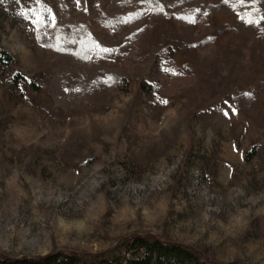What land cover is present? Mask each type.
<instances>
[{
  "label": "rangeland",
  "instance_id": "obj_1",
  "mask_svg": "<svg viewBox=\"0 0 264 264\" xmlns=\"http://www.w3.org/2000/svg\"><path fill=\"white\" fill-rule=\"evenodd\" d=\"M31 2L11 3L12 12L0 4V45L20 72L46 78ZM64 2L87 21L92 0ZM235 18H208L223 28L219 36L171 20L155 26L151 43L167 70L187 74L206 52L224 67L177 93H144L139 70H148L126 66L128 89L108 109L63 111L46 91L22 96L0 78V254H96L122 237L151 234L206 247L220 262L264 264V91L254 117L235 109L227 92L251 91L259 79L264 87V25L242 59ZM237 59L250 64L244 82L235 77L242 68L230 73ZM252 142L259 152L247 163Z\"/></svg>",
  "mask_w": 264,
  "mask_h": 264
},
{
  "label": "trees",
  "instance_id": "obj_2",
  "mask_svg": "<svg viewBox=\"0 0 264 264\" xmlns=\"http://www.w3.org/2000/svg\"><path fill=\"white\" fill-rule=\"evenodd\" d=\"M36 42L48 59L45 73L26 75L17 68L16 58L0 45V78L22 96L46 91L56 107L63 111L89 112L108 109L116 92L128 89L130 77L123 72L136 65L143 70L141 89L150 95L172 90L180 92L224 69L221 59L210 52L189 64L187 74L167 70L161 52L151 43L156 25L171 20L177 26H196L206 31L221 29L212 26L208 18L214 13L234 15L232 31L245 38L242 59L250 54L260 38L264 25V0H92L87 21L68 14L64 0L46 2L34 0ZM11 3L21 0H0L9 11ZM50 21H47V16ZM225 28V27H224ZM228 29V27L226 28ZM229 30V29H228ZM212 36L203 40L211 41ZM108 48L110 53H102ZM122 57V65H113V57ZM242 71L235 77L245 81L250 64L238 60L231 68ZM223 74V73H222ZM214 80V79H213ZM251 91L227 87L231 105L251 116L258 115V99L264 91L263 82ZM259 143L252 142L244 151V160L251 163L259 152ZM0 264H240L217 261L208 248H195L151 234L128 235L119 239L107 252L89 254L58 250L42 256L9 257L0 254Z\"/></svg>",
  "mask_w": 264,
  "mask_h": 264
},
{
  "label": "snow or ice",
  "instance_id": "obj_3",
  "mask_svg": "<svg viewBox=\"0 0 264 264\" xmlns=\"http://www.w3.org/2000/svg\"><path fill=\"white\" fill-rule=\"evenodd\" d=\"M18 2H19V0H18ZM21 15H23V13H21ZM100 51L102 53H110L112 50L108 49V48H101ZM161 103H166V101H161ZM224 114H225V116H227V112H225Z\"/></svg>",
  "mask_w": 264,
  "mask_h": 264
}]
</instances>
